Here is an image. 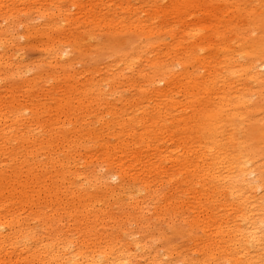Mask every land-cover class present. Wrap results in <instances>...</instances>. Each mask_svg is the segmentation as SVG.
<instances>
[{
	"label": "bare ground",
	"instance_id": "bare-ground-1",
	"mask_svg": "<svg viewBox=\"0 0 264 264\" xmlns=\"http://www.w3.org/2000/svg\"><path fill=\"white\" fill-rule=\"evenodd\" d=\"M62 1L0 0V21L10 28H0V47L12 37L13 19L7 13L13 8L25 6L26 13L47 17L40 31L58 30L67 20L57 19ZM70 1L79 16L70 25L89 21L117 43L143 37L130 51L117 50V73L119 66L133 68L142 57L151 58L149 71L137 70L139 87L135 78L127 79L138 90L131 102L125 101L130 105L125 110L116 111L108 101L117 93L118 76L76 85L73 97L58 101L53 111L33 107L28 122L19 104L0 97V264H130L136 251L129 243L117 246L119 234L109 230L102 237L95 230L101 225L98 213L104 216L106 210L97 206L108 192L115 193L107 191L109 175L118 180L120 193L138 191L142 198H154L157 183H169L173 192L159 196L158 210L174 216L191 213L185 216L186 233L198 259L166 248V260L145 250V264H264V0H153L151 7L141 8L143 16H137L140 5L134 7L131 0H87L90 15L78 0ZM161 24L167 28L161 30ZM60 34L56 37L63 41L50 37L47 45L55 59L64 52L61 43L70 47L79 41L77 34ZM164 34L170 43L163 41ZM10 53H0V67ZM160 82L165 85L152 92ZM144 102L140 113L132 110ZM77 148L87 152L83 169L97 161L107 172L89 175L76 165L73 169ZM43 155L45 161L39 159ZM129 181L134 184L130 190ZM44 200L54 206L52 217L46 211L38 217ZM25 207L33 213L29 219L21 217ZM106 214L111 228L134 221L131 215L118 221ZM63 216L74 221L69 231L56 229ZM30 220L44 237H37Z\"/></svg>",
	"mask_w": 264,
	"mask_h": 264
},
{
	"label": "rangeland",
	"instance_id": "rangeland-1",
	"mask_svg": "<svg viewBox=\"0 0 264 264\" xmlns=\"http://www.w3.org/2000/svg\"><path fill=\"white\" fill-rule=\"evenodd\" d=\"M131 1L130 2L131 4L134 5V7H137L138 3L140 5L138 6L139 13L137 12V16L140 15L143 16L142 9L151 7V5L153 4V0H143L142 2H139L138 0L137 1L131 0ZM78 2L80 5L83 6V12L86 13L87 15H90L91 9L88 1L78 0ZM73 4L74 3H71L70 0L62 1L61 6L63 12L60 16L57 17V19L59 21L62 17H65L67 18V20L62 22L61 28L58 30L40 31L42 25L47 24L49 22V19L47 17L41 16L40 12L32 11L30 14L26 13L25 6L15 7L10 12L7 13V15H9V17L13 19L12 22L14 25V29L11 32L12 37L9 38L8 40L3 41L2 43L3 46L0 47V53H2L3 50H7V49L9 53L11 51V53L9 54L10 55L9 62L6 65H4V67H0V97L4 101H11L19 104V106L22 109V112L24 113L26 119L25 121L27 122H28L27 117L30 116V110L33 107L35 106H38L39 108L45 107L53 111L54 108H56L58 101H63L65 99L68 100L73 97V93L75 92L74 87H76V85L77 87H80L82 84L87 83L88 81L103 83L105 79L109 78L110 76L111 77L118 76L117 79L120 81V83L117 84V88H118L117 93L114 95H109L108 101L114 104L116 111H118L121 107L122 109L125 110V107L126 108L130 107V105L126 106V104L132 101V99L136 96L138 90V88H133L129 84V82H127V79L131 77L135 78L136 83L139 87V83L142 85V81L140 77H138L137 70L140 69V71L142 72L149 71V66H150L149 60H151V58L142 57L135 59L133 68H124V66H119L121 67V72L117 73L118 66L116 65L118 63H115L117 59L116 56L119 55L117 53V50L128 52L130 51L131 45L134 46L141 45L143 41V37L141 36V34H138V36L136 35L133 36L129 42L126 41L125 39H120L118 40L117 43L112 37V35L104 33L103 31H96L93 28H91L92 26L89 21L70 25L71 21H74L79 17L77 15L78 13L77 7ZM162 4H166V1L163 0ZM192 19L193 17H191V20ZM161 26L163 27L162 29ZM8 27L9 26H7L5 21L3 20L0 21L1 29H6ZM28 27H31L32 29L37 31L34 32L33 30H27ZM158 27L161 30L167 28L162 24L159 25ZM87 30L89 32L86 34ZM59 34L66 36L77 34L79 36V41L77 45L75 46L72 45L70 47L65 45L66 42L61 43V49H63L64 52L62 53V56L60 58L55 59L53 58V56H51V54H49L47 50V45L50 41H52L50 37L62 38L63 41L64 40L63 37H56ZM169 36H170L169 34L162 35L163 41L165 43L171 42ZM115 42L117 43V45H115L116 44ZM175 69H176L175 71H178L177 70L178 68H176V66ZM69 84L72 85L71 89H69L68 86ZM164 85L165 84L161 82L157 83L155 86L152 87V92H156L158 88H162ZM104 89L107 93L109 92L108 86H105ZM32 97H34V101L30 102L29 100ZM125 101L128 102L125 103ZM146 104L147 103L144 102L143 104L138 105L132 110L138 109V113H140L145 108V106H147ZM82 116L83 115L79 116V118L81 117L80 118L81 121H83ZM106 117L108 118L107 115ZM45 119H47L46 113H44L41 117V120L43 122L45 121ZM59 120L60 121L63 120V117L60 116ZM16 126L14 127V133L18 134L21 131V128L19 125ZM167 145L169 146L168 142ZM8 146L9 145H3L2 147H8ZM78 149L79 148H77V150ZM80 149L78 151L75 149L74 152L72 153V155L75 154L74 156H72L74 160V165H70L72 166L73 169L74 166L76 165L75 169L78 168L83 172H87L85 174H89V175H93L95 173L97 174L98 172L99 174L100 173L104 174L105 172H107L104 164L97 161L96 162L93 161L90 166L83 169L82 159H84L87 156V152L83 148ZM2 150L3 148L0 147V152ZM59 150H62L63 152V149L60 148ZM62 152L59 151L58 153H62ZM88 153H90V151H88ZM55 155L56 154H53V156ZM46 158L47 157L45 155L39 157V159L43 161H45ZM107 178H110L109 181H107L108 183L105 184L107 191L109 190L112 192V190H114L115 193L108 192L109 195H107L105 203L97 206V208L106 207V210L104 216H102L101 213H98L99 218H101L98 220V222H100L101 225L99 227L96 226L95 230H97L99 234L102 233L101 234L102 237L104 236V233L105 235L109 233H113L115 236L116 234H119L117 236H119V238L121 239L120 241L122 243L121 242L119 243L118 240L117 241L115 240L116 243L118 242L117 246L121 244L125 245L129 243L130 246H132L131 250L133 249L132 251L134 252L136 251L137 253L134 254V257H132L133 259L130 261V264H137V263L145 264L147 259L146 254L148 251L151 252L152 255L154 253H157L154 254V256H156L157 258L161 257L164 260L169 259L168 256L166 255L164 256L165 251L169 252L172 250H173L172 252L175 253L178 252L181 254H188V255L191 254L190 256L192 259L194 258L193 259L194 261L198 259V255L195 254H193L194 256L192 255V251L195 250V249L193 250L191 249L194 247V243L192 242V240H189L188 234L186 233V217L191 216V213L181 214L182 216L181 215L174 216L172 214H164L163 212H160L158 210L159 206L162 205V201H159V199L162 196L167 195L168 192L170 191L173 192V188L170 187L171 185L169 183H167L168 186H166L167 185L166 182L165 184L163 183V185L165 186H163L160 183H157L158 186L156 185V188L158 189L155 190L156 193L154 198L152 197L142 198V194L138 193V191L137 193L136 191H134L133 193L131 192L124 193L123 191H121L120 193V188L118 187L119 184L118 180H116L115 177L113 178L112 176L110 177V175L107 176ZM129 182L126 185V187L130 190L134 186V184L131 181ZM47 183H50V180H48ZM129 184L130 185L132 184V187ZM117 190L119 191V193ZM157 190L160 191V193L157 192ZM33 191L38 194V189L36 187L33 188ZM128 193L129 196H126ZM121 194H125V195H121ZM61 199H62V195L60 199L57 200V202H60ZM75 200L76 199H73V201L71 202L72 206L70 208V211L73 210V206L76 205V204L73 205V203H76ZM52 208H54V206H50L47 200L42 201L40 209L37 212L38 217H40L43 214L42 212L44 211H46L47 214L50 217H52L49 214L50 211L54 210ZM23 209L27 211L21 214L22 219H29L31 216L28 217V215H33V213L28 214V207H25ZM20 212L22 213V211ZM107 212L113 213L118 221L124 220L130 215L134 221H132L133 223L132 222L130 223L131 225L130 224L123 225L122 226L123 229L122 228L117 229L118 224L114 228L113 227L111 228V224L108 225L109 222H107L106 219ZM175 217L176 220L174 219ZM31 221L32 220H30V225L34 222ZM57 222L55 226L57 227L56 229L59 231H69L74 225L73 219L67 216H63ZM35 223L36 222H34L32 225L38 230L37 237H39L40 235L41 236L39 238L44 237L42 236L45 235L44 231L40 230L39 225ZM137 224H141V226ZM172 227L173 229H175L174 232L172 230ZM120 229L122 231H120ZM77 233L79 234L80 232L75 231L72 236L77 237L78 236ZM151 238L153 239L150 240ZM135 241H138V243ZM138 244H139V248L137 246ZM134 246L136 249L133 248ZM141 247L143 248L142 251H141ZM72 249L75 250L74 247ZM144 251L146 252V254L143 253ZM7 255L11 256L14 254H7ZM172 257L175 256L172 255Z\"/></svg>",
	"mask_w": 264,
	"mask_h": 264
}]
</instances>
